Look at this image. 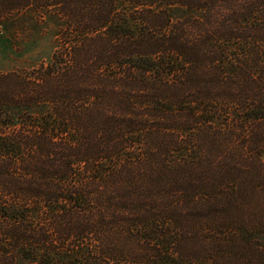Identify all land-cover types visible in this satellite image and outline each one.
Masks as SVG:
<instances>
[{"label": "trees", "instance_id": "16d2710c", "mask_svg": "<svg viewBox=\"0 0 264 264\" xmlns=\"http://www.w3.org/2000/svg\"><path fill=\"white\" fill-rule=\"evenodd\" d=\"M0 264H264V0H0Z\"/></svg>", "mask_w": 264, "mask_h": 264}, {"label": "rangeland", "instance_id": "374dc122", "mask_svg": "<svg viewBox=\"0 0 264 264\" xmlns=\"http://www.w3.org/2000/svg\"><path fill=\"white\" fill-rule=\"evenodd\" d=\"M46 41H43L40 45ZM47 46V43L44 44ZM40 46L41 49L32 48L31 45L29 47L18 48L11 42H0V71H8L14 68L19 67L20 65H26L24 61L34 62L36 58V52H39L40 55L46 56L50 52V48H43Z\"/></svg>", "mask_w": 264, "mask_h": 264}]
</instances>
